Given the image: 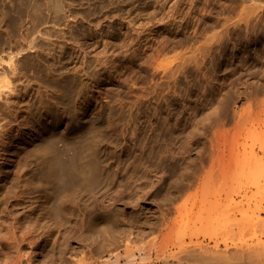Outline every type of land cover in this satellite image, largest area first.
<instances>
[{
	"label": "rangeland",
	"instance_id": "rangeland-1",
	"mask_svg": "<svg viewBox=\"0 0 264 264\" xmlns=\"http://www.w3.org/2000/svg\"><path fill=\"white\" fill-rule=\"evenodd\" d=\"M54 2L0 0V61L65 25ZM65 5L67 40L15 60L37 65L25 102L40 107L39 90L57 124L27 122L24 108L11 124L0 116V263L177 264L163 256L189 239L193 213L177 205L197 188L264 192V168L247 166L264 161V0ZM94 61L92 78L82 67ZM13 84L0 76V90Z\"/></svg>",
	"mask_w": 264,
	"mask_h": 264
},
{
	"label": "bare ground",
	"instance_id": "bare-ground-1",
	"mask_svg": "<svg viewBox=\"0 0 264 264\" xmlns=\"http://www.w3.org/2000/svg\"><path fill=\"white\" fill-rule=\"evenodd\" d=\"M37 4L39 7L41 6V5H39V3H37ZM54 7H55L56 11L59 13L61 20L63 22H65V25L64 26H61L62 24H59V26L54 25L53 26V32H55L54 35H53V33L49 32L48 33L49 35L45 34L44 37L43 36L40 37L34 45L29 46V47H20L19 50L9 52L5 56H3V58L0 61V76H4V77L10 76L14 80V84L12 87L10 85H7V87L4 88V90H0V116H3L4 120H6V122L8 124H11L12 121L19 120L21 118L20 116L23 115L22 108L26 109L25 113L28 114L25 117V121H27V122L36 121L38 124L42 125L43 128H49V123H47L46 120H49V122L51 124L52 123L57 124V122H58V121H55V118L59 114L57 112H54L53 109L50 108L49 106L43 105V96L39 90H37L36 93L34 92L32 94V97H34L36 99L40 98V100H41L40 107H34L35 106L34 101H33V103L31 101L25 102L26 99L29 96H31L30 90L33 88L31 85L32 82L35 80L36 82H34V83L37 85L38 80H40L39 75L41 72L38 70L40 72L38 75V72L36 69L37 65H35L36 71L32 72L30 69H25L23 67H20L19 65H16V62H15V60H19V62H20V60H22V59L25 60L29 57H35L37 59H41L46 54V53L45 54L43 53V51H44L43 49H46L45 46H48L49 44L50 45L55 44L56 43L55 41L60 40L59 42H61V41L67 40L65 37V34L67 33L68 29L70 32L71 26L69 25L70 15L67 13V8H66L67 6L65 5V0H55ZM41 8H42V6L40 7V9ZM39 12H40V10H39ZM98 27L99 26H97V28ZM75 30L76 29H74L73 31H75ZM93 30H95V29H93ZM100 30L96 31V32L99 33ZM69 32H68V34H69ZM92 34H91V36H92ZM52 36H55L56 39L53 38L54 40H52L51 39ZM56 44H58V43H56ZM54 46L52 45L53 48H54ZM56 46H58V45H56ZM64 46H65V43H64ZM61 48L63 49L64 47H61ZM54 49H52V50H54ZM56 49L58 51V48H56ZM80 49L86 50V48H83V46H81ZM49 51H51V50H49ZM45 52H46V50H45ZM64 52H67V51H64ZM48 54H49V52H48ZM62 55H63V51H62ZM59 56H58V58H59ZM49 57L52 58V56H49ZM58 58L56 56V59H58ZM58 61H60V59H58ZM14 62H15V64H14ZM91 63L92 62L84 63L82 70H83V72H85V74L87 76H89V77L94 76L95 77L96 76L95 73H98V72L94 73V71H96V69H98L97 68L98 65L96 66L95 65L96 62L94 61L95 66H93V68H92ZM111 63H112L111 61L106 60V64H107L108 68L112 67ZM50 66H52V65H50ZM47 67H49V66H47ZM32 68H34V65ZM89 68L91 69L90 71H88ZM99 68H100V66H99ZM51 69H53V68H51ZM48 71H49V68H48ZM50 72L52 74L54 72V70H53V72H52V70ZM68 72H70V71H68ZM83 72H82V74H83ZM30 73H32V74H30ZM75 73H76V71H75ZM32 78H36V79H32ZM24 82L26 83V87L24 86V87L20 88V85H23V84L25 85ZM28 86L29 87L31 86L32 88L30 87L31 89L28 90L27 89ZM32 99H29V100H32ZM26 106H27V108H25ZM2 110L4 113H7L5 116L3 115ZM34 110H38L35 113V115L31 114V112ZM5 117H8V118H5ZM72 121H73V124H77L79 122V119L77 117L73 116ZM12 129H13V126H10V128H9L7 125V128L2 130L1 136H2L3 140L6 138L7 139L12 138V134H11L13 132ZM18 134L16 136L18 137V139H20V137L23 135V130L19 131ZM247 162H248L247 166H249L248 168L251 167L254 171H255V169H258V168L259 169L261 168L260 171H262V169L264 168V161L263 160H262V162L261 161L260 162L254 161L256 163H254L253 161H250V163H249V161H247ZM251 162H253V163H251ZM63 163H62V165L66 167L69 162L66 165H64ZM245 166H246V164H245ZM247 166H246V168H247ZM61 170L62 169H60V173H61ZM63 170H64V168H63ZM247 171L245 173L249 172V171L248 172ZM67 172H70V170ZM251 172H253V171H251ZM256 173H258V172H256ZM61 174H63V173H61ZM220 174H221V177H227L233 173L222 171ZM65 175L68 176L69 174L68 175L65 174ZM65 175H62V176L64 177ZM260 175L263 176L264 174H262L260 172ZM69 176H68V178H69ZM242 188L244 189L243 186H242ZM242 188H240V190ZM256 188L258 189V186ZM0 189H1V187H0ZM243 189H242V191L237 190L238 191L237 192L234 190L227 191L224 189V187H221V186H217L215 188H213V187L209 188L208 187V189L206 187L203 190L202 189L200 190V188H197V191L196 192L194 191L195 193L193 192L194 193L193 197L191 196V199H189L190 202H188V200H186V202H187L186 203L185 200H183L184 201L183 204H179L180 206L177 205L178 206V212L177 213L179 214L180 217L185 216V214H187V213H189V214L193 213L192 217H194V219H193L194 222H192L193 223L192 225H194V226L192 227V232L189 236V239L181 240L177 244L179 250L174 251L171 254L169 252V255L167 254L168 256H166V254H165L163 256V261L165 263H168V262H170V260L172 258L174 261L177 262V264H259L260 262H262L264 260V201L263 200L261 201V198H262V194L264 192L259 191L260 192L259 194L261 196L260 201H259V200H257V197L256 198L253 197L255 195L257 196L258 193L256 194L254 192L253 193L254 195L251 196L252 193L250 194L249 190H243ZM262 189L263 190H261L259 187L258 190L264 191V188H262ZM258 190H257V192H258ZM251 192H253V191L251 190ZM253 198H255L256 201H254ZM263 198H264V194H263ZM182 202H180V203H182ZM176 207H175V209H177ZM234 207H235V210L237 208L241 212L240 217L242 219H240V217L239 218L237 217L238 219L237 218L236 219L238 221L236 219H235L236 221H234V219H233L236 216L232 217V219L227 217L230 213L233 212L232 210H234ZM229 208L231 209L232 212H229V210H230ZM225 210H227V211H225ZM235 210H234V212H235ZM239 211H237V212L239 213ZM227 212H229V214ZM234 212H233V215H236V214H234ZM225 213H226V215L227 214L228 215L227 216L225 215L226 219H223L222 217H224ZM218 214H220L222 216L219 217ZM215 217H216V219L222 218V220H218V221L216 220L215 221L214 220ZM229 217H231V216H229ZM245 217L248 219H246ZM213 222H214V224L216 223V227H215V225L212 224ZM165 224L167 225L166 222H165ZM210 225H213V227L211 226V229L215 227L214 230H215V232H217V235L219 233L221 234V235L219 234L220 237H219V235L214 236V235H210V233L208 234V231L211 230ZM210 232L213 233V230H211ZM236 235L240 236V239H241L240 241H239V237H237ZM231 236H233L234 238L236 237L238 239V241L236 242L233 237H232L233 238V240H232ZM173 260H172V262H173ZM110 263L114 264V262H110V260H107L106 264H110ZM0 264H7V263L1 262ZM103 264H104V262H103ZM262 264H264V261Z\"/></svg>",
	"mask_w": 264,
	"mask_h": 264
}]
</instances>
